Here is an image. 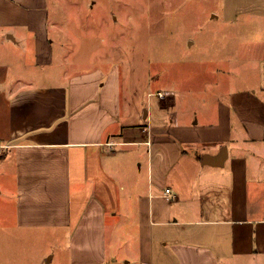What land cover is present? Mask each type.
<instances>
[{
    "label": "crops",
    "instance_id": "0c3cea01",
    "mask_svg": "<svg viewBox=\"0 0 264 264\" xmlns=\"http://www.w3.org/2000/svg\"><path fill=\"white\" fill-rule=\"evenodd\" d=\"M66 1L0 0V264H264V0H241L251 48L185 53L197 77L156 93L172 59Z\"/></svg>",
    "mask_w": 264,
    "mask_h": 264
},
{
    "label": "rangeland",
    "instance_id": "374dc122",
    "mask_svg": "<svg viewBox=\"0 0 264 264\" xmlns=\"http://www.w3.org/2000/svg\"><path fill=\"white\" fill-rule=\"evenodd\" d=\"M64 7L62 9L65 14L79 16L77 21L79 24L76 23L79 31L86 27L84 25L86 18H100L102 29L122 32L123 35H126L122 37L123 46L151 45L155 50V58L172 59L168 68L151 70L154 81L151 86L153 88L150 89L154 93L158 89L178 88V83L182 80H194L197 77L196 68L190 66L192 64H188V67L180 66L179 57L184 56L185 53L189 57L201 59L204 56V59L209 60L212 51L227 52V50H235L241 46L251 48V42L257 40L259 32L257 26L254 29L247 26L249 31L244 29L243 20L246 16L242 12L241 0H71L66 1ZM50 9L51 14H56L55 9L51 7ZM215 14L225 16L227 21L214 17ZM116 17L118 21L115 20ZM239 32L245 34L248 32L249 34L241 38L237 37ZM147 33L148 35H146ZM252 67L255 66L252 65ZM146 70H138L139 76H142L141 73ZM253 70V68L248 69L250 74L253 73ZM128 71L130 70L124 69L126 77H128ZM214 71L203 70L199 78L207 80V75L210 74L207 72L213 73ZM231 71L236 74L242 73L238 64H235ZM210 77L209 80L212 81L211 74ZM132 169L135 171L136 165ZM137 178L139 185L142 186L143 176H137ZM122 233L125 234L124 231ZM135 234L136 229L133 227L129 228L128 234L124 235L130 240L129 244H132L130 246L122 241L116 244L115 239L112 238L110 251L124 255L129 247L134 250V244L137 243ZM26 247L27 254L35 252L36 258L34 261H27L24 264H49L45 259L55 252V248L51 244L37 246L36 250L31 244H27Z\"/></svg>",
    "mask_w": 264,
    "mask_h": 264
},
{
    "label": "built area",
    "instance_id": "2783aa9c",
    "mask_svg": "<svg viewBox=\"0 0 264 264\" xmlns=\"http://www.w3.org/2000/svg\"><path fill=\"white\" fill-rule=\"evenodd\" d=\"M162 95V94H160ZM6 146L0 145V157L2 156L3 150L5 149ZM172 196V192L170 189L166 190L165 197L170 198Z\"/></svg>",
    "mask_w": 264,
    "mask_h": 264
}]
</instances>
